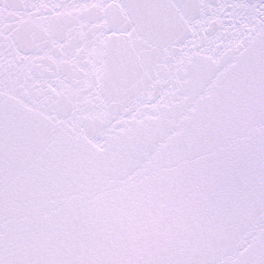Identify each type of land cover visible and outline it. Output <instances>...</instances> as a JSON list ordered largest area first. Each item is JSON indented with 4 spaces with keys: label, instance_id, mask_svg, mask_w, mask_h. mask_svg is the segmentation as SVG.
<instances>
[{
    "label": "water",
    "instance_id": "water-1",
    "mask_svg": "<svg viewBox=\"0 0 264 264\" xmlns=\"http://www.w3.org/2000/svg\"><path fill=\"white\" fill-rule=\"evenodd\" d=\"M5 1L7 2V0L3 2ZM8 1L14 4L17 2ZM31 1L34 2V0H22L23 5L20 9L25 10L18 13L24 15L30 9L27 3L30 4ZM115 1L123 7L103 6L100 2L98 6L103 7V10H97L94 15L91 13L86 15L90 19L97 16L100 19H107L108 22L114 21L122 31L119 37L113 39L116 49L114 54L109 55L107 68V71H115L108 77L110 82H107V91L111 90L114 95L106 96L115 110L109 114L107 121L100 119L102 125L97 132L100 134L105 127L103 125L110 124L111 128L108 131L111 133L107 135L108 137L105 136L109 140L113 132L128 130L130 127L146 136L154 126L143 117L129 119L124 116L116 122H111L112 124L109 122L115 113L132 112L136 105L153 100L159 91L166 96L171 94L175 101L168 106L173 114L170 117L168 131L177 124L178 120L185 124L186 128L177 127L172 130L169 135L180 129L181 132L179 137L171 140L170 147L164 151L166 154L163 152L161 156L165 155L163 163L167 165L173 161H180L172 167L176 168L177 173L182 169L187 171V174L181 175V183L188 184V181L192 180L196 183L194 191L189 193L191 200L195 202L192 205L194 213L190 214L189 220L183 222V229L178 235H174L176 239L170 236L162 245L165 258L157 248L153 249L145 244L147 240L145 237H137L127 242L133 243L132 245L122 246L116 243L108 248L83 240V242L79 241V249H75L71 247L75 239L65 237L80 227L79 222H73L64 224L61 236L57 237L15 233L10 229L7 239L3 241L7 249L3 255L0 254V264H15L17 258L20 264L35 261L39 262L37 264H60L63 259L68 258L65 256L66 249L73 251L75 257L84 258L86 257L84 250L109 248L114 250L119 249L120 246L122 255L119 259L132 264L138 263L147 255L148 257L151 255L157 264H233L235 262L264 264V232L260 238H257L253 235V230H247V228H264V31L259 36H253L252 44H248L245 51L237 52L235 55L230 52L220 62V55L213 50V41L192 34V21L203 13H209L219 0H205L202 3L200 0ZM116 8L118 10L114 11ZM180 9L184 11L181 19L176 14ZM7 13L9 19L17 16L12 9ZM23 20L27 22L24 23L26 30L30 27L35 34L39 32L34 38L35 41L37 40L35 44L38 45L34 52L36 56H39L37 53L48 52L54 38L62 40L58 37V34L64 31L63 25H59L61 21L58 23L56 19H51L47 27L40 32L41 25L34 15ZM228 21L229 19H226L225 31L234 27V24ZM71 23L74 21L69 19L68 24ZM22 24L23 22L20 21L10 22V26L6 28L7 39L3 38L1 44L13 41L19 44V38L25 40V34L23 33V38L20 35ZM20 25L21 27H18ZM205 25L209 27V24L205 23ZM10 28L17 29L18 32L10 33ZM77 28L73 26L70 29ZM249 28V22L241 23L239 26L243 32H247ZM91 34L92 32H89L86 36V46H89L92 40ZM10 36L14 38L13 41L10 40ZM78 42L80 40L71 41L65 60H60L59 53L55 51L53 57H57V62L55 59H47L45 64L38 63L28 67L35 73L41 69L51 71L52 80L57 74L62 73L61 83L64 85L67 82L72 83L69 90L75 100L74 112L79 103V109H82L84 93H94L96 79L92 72L88 81H85L87 85H78L83 79L77 75L76 67L78 65L87 67L89 64L87 58H82V54L78 55L75 64L71 65V71L68 70L71 49ZM27 51L33 49L29 48ZM31 56L32 54L27 55V57ZM55 64H61L66 70L57 72ZM87 69H84V74ZM42 81L44 82L45 79ZM149 83H152V86ZM183 84L187 92L182 88ZM153 87L155 90L150 99L151 91H148V88ZM12 93L20 99L28 95V92L24 93L22 90ZM29 93L34 95L33 91ZM67 103H70L68 99L62 100V106ZM41 106L45 104L41 103ZM7 108L18 113V117L25 119L31 117L17 105L10 103L0 108L5 116L8 115ZM70 108L72 107L69 106V110ZM50 111L52 113L53 109ZM187 112L191 113L182 120L181 117ZM42 113L41 110V116ZM33 119L41 121L43 127L42 118L37 120L33 116ZM14 124L15 127L19 125L16 118ZM154 130L157 131L155 128ZM18 136L22 142L31 139L30 135L23 131ZM152 145L153 143L147 144L149 148ZM19 152L21 149L10 157L13 163H16ZM107 153L111 157V152ZM48 168L51 174L57 173V166H48ZM162 183L168 185L170 181L165 178ZM32 188L33 184H27L23 190L27 199L31 196ZM10 192L14 194L12 189ZM114 195L121 196V192ZM71 202L73 204L72 200L65 202L64 210L71 207ZM118 208L112 209L111 212H117ZM152 209L153 207H150L148 210L152 211ZM20 210L24 211L23 206H20ZM119 211L121 214L133 213L130 210ZM121 221L124 219L119 220ZM39 226L41 232L43 230L45 233L50 232L45 228L46 224L41 223ZM150 227L145 228L149 230ZM49 229L52 230L53 227ZM116 229L117 224L113 223L108 229L102 230L101 234L113 239ZM191 230L197 234L190 236ZM248 245H252L249 250L242 249ZM41 250L45 252L43 257ZM56 253L62 254L57 257ZM86 260L92 262L79 261L78 264H101L89 258Z\"/></svg>",
    "mask_w": 264,
    "mask_h": 264
}]
</instances>
